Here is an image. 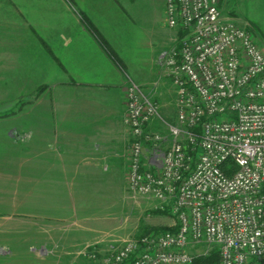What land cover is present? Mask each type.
Masks as SVG:
<instances>
[{
  "label": "built area",
  "instance_id": "1",
  "mask_svg": "<svg viewBox=\"0 0 264 264\" xmlns=\"http://www.w3.org/2000/svg\"><path fill=\"white\" fill-rule=\"evenodd\" d=\"M165 15L176 39L159 62L175 87L176 122L130 83L123 124L130 193L174 223L125 242L105 264H193L214 248L219 264L264 261V51L219 0H166ZM155 120L167 135L150 129Z\"/></svg>",
  "mask_w": 264,
  "mask_h": 264
},
{
  "label": "rangeland",
  "instance_id": "2",
  "mask_svg": "<svg viewBox=\"0 0 264 264\" xmlns=\"http://www.w3.org/2000/svg\"><path fill=\"white\" fill-rule=\"evenodd\" d=\"M32 6L33 0H0V120L8 118L15 123L30 116L49 87L45 83L50 80L42 79L41 72L48 60L38 56L32 40ZM219 8L225 18L246 29L264 51V0H219ZM165 9L166 0H114L103 11V29L111 41L108 46L115 51L114 56L107 53L109 58L121 70L123 62L128 68L125 88L130 83L139 86L158 106L161 120L175 124V87L159 62L161 53L170 50L176 39V31L166 24ZM115 56L119 63L113 60ZM150 129L167 135L160 120L153 121ZM12 132L8 152L0 158V166L5 161L10 166L8 178L0 168V264H105L125 242L160 234L173 225L170 214L156 212L155 202L130 193L128 165L121 184L89 186L91 197L83 202L80 212L78 209L89 225L87 233L78 231L77 216L51 217L48 209L54 202L45 201L40 206L33 199L31 179L17 183L21 179L15 162L28 159L25 151L31 136L22 139L29 133ZM168 146V141L161 145L163 149ZM145 149L147 158L149 146ZM248 264L264 261L252 259Z\"/></svg>",
  "mask_w": 264,
  "mask_h": 264
},
{
  "label": "crops",
  "instance_id": "3",
  "mask_svg": "<svg viewBox=\"0 0 264 264\" xmlns=\"http://www.w3.org/2000/svg\"><path fill=\"white\" fill-rule=\"evenodd\" d=\"M113 2L33 0L32 40L38 56L48 60L41 72L49 87L30 116L15 123L0 120V158L8 152L12 131L31 136L28 159L15 162L17 183L31 179L33 199L40 206L54 202L51 217L77 216L81 233L89 227L79 213L91 197L89 186L121 184L128 165L131 138L123 124L128 68L123 62L121 70L97 38L111 47L103 11ZM0 168L10 177L8 161Z\"/></svg>",
  "mask_w": 264,
  "mask_h": 264
},
{
  "label": "trees",
  "instance_id": "4",
  "mask_svg": "<svg viewBox=\"0 0 264 264\" xmlns=\"http://www.w3.org/2000/svg\"><path fill=\"white\" fill-rule=\"evenodd\" d=\"M97 38L101 42L102 47L109 54V56H114V54H113L114 52H113V50L110 49L108 44L100 36L97 35ZM113 60H115L117 63H119L116 56L113 57ZM156 212L161 213V214H168L167 210H158ZM194 263L195 264H218V253H217V251H214L213 253H211L207 257L197 258V259H195Z\"/></svg>",
  "mask_w": 264,
  "mask_h": 264
}]
</instances>
